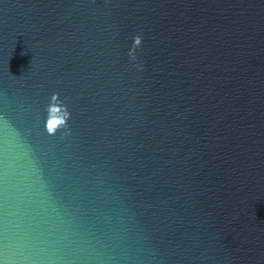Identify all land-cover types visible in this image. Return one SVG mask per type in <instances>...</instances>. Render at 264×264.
Listing matches in <instances>:
<instances>
[{"label": "water", "instance_id": "1", "mask_svg": "<svg viewBox=\"0 0 264 264\" xmlns=\"http://www.w3.org/2000/svg\"><path fill=\"white\" fill-rule=\"evenodd\" d=\"M3 245L264 264V0H0Z\"/></svg>", "mask_w": 264, "mask_h": 264}, {"label": "clouds", "instance_id": "2", "mask_svg": "<svg viewBox=\"0 0 264 264\" xmlns=\"http://www.w3.org/2000/svg\"><path fill=\"white\" fill-rule=\"evenodd\" d=\"M137 43H139V38H136ZM3 250L5 253L9 250V245H3ZM0 264H17V260L15 257L8 258L7 256H0Z\"/></svg>", "mask_w": 264, "mask_h": 264}, {"label": "snow or ice", "instance_id": "3", "mask_svg": "<svg viewBox=\"0 0 264 264\" xmlns=\"http://www.w3.org/2000/svg\"><path fill=\"white\" fill-rule=\"evenodd\" d=\"M3 251V247H0V252H2Z\"/></svg>", "mask_w": 264, "mask_h": 264}]
</instances>
